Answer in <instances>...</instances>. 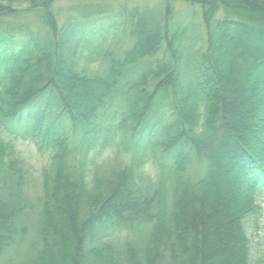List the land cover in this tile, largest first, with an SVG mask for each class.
<instances>
[{"label": "trees", "instance_id": "obj_1", "mask_svg": "<svg viewBox=\"0 0 264 264\" xmlns=\"http://www.w3.org/2000/svg\"><path fill=\"white\" fill-rule=\"evenodd\" d=\"M262 197L264 0H0V264H264Z\"/></svg>", "mask_w": 264, "mask_h": 264}, {"label": "rangeland", "instance_id": "obj_2", "mask_svg": "<svg viewBox=\"0 0 264 264\" xmlns=\"http://www.w3.org/2000/svg\"><path fill=\"white\" fill-rule=\"evenodd\" d=\"M96 1V0H94ZM105 2L111 3L114 7H117L118 5H128L132 6L134 4H151L155 0H103ZM70 6V3L67 1H60L57 4V7L62 9V12L60 15H63L66 13V9H68ZM177 9L181 10L184 5L182 3H177ZM64 12V13H63ZM198 22V21H196ZM248 43V41H246ZM248 45V44H247ZM119 47V46H118ZM248 50L253 54L257 55L259 54V51L251 49V47L247 46ZM250 54V58L253 57V55ZM21 129V128H20ZM19 129V130H20ZM17 148L22 153V155H27L31 153L29 157H27V162L34 168L35 170H39L43 165L46 164L47 158L45 155H41L37 152V150L34 149L33 145L27 140L23 139L22 137L17 140ZM225 164V162H224ZM223 164V165H224ZM228 165V167H227ZM226 168L223 167L225 170H231V165L227 164ZM227 178V177H225ZM228 182L229 180L226 179ZM256 203H258V208L260 210L259 212V219L257 223V227L254 230V228H248V236L250 240V256L251 257H259L260 255H264V197L257 198Z\"/></svg>", "mask_w": 264, "mask_h": 264}]
</instances>
